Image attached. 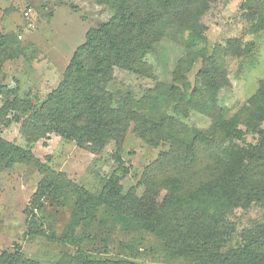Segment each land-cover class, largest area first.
<instances>
[{
	"label": "trees",
	"instance_id": "trees-1",
	"mask_svg": "<svg viewBox=\"0 0 264 264\" xmlns=\"http://www.w3.org/2000/svg\"><path fill=\"white\" fill-rule=\"evenodd\" d=\"M95 1L111 7V17L87 30L57 87L37 109L16 96L10 98L9 90L0 85V125L11 121L10 110L30 111L21 126L30 142L54 132L80 146L101 148L113 141L119 148L133 123L132 131L149 145L164 141L169 149L146 168L140 197L133 189L122 193L114 173L95 194L41 163L29 149L0 137V170L26 163L35 164L42 174L31 204L35 198L38 203L40 198L68 191L76 197V212L61 238L28 221L25 234L77 246L81 242L73 236L72 226L90 224L99 207L105 206L151 232L172 259H187L192 264H264V224L247 231L243 243L228 246L235 230L228 220L230 211L252 203L264 207V127L256 129L258 121L264 119V77L241 112L246 114L244 125L254 126L258 138L254 144L240 145L236 143L242 134L237 128L240 113L224 118L216 107L217 91L226 79L222 63L218 56L196 49L200 41L205 42L200 16L207 8L206 0ZM245 4L251 19L257 15L252 31L264 30V0H245ZM174 28L187 33L183 45L188 49L175 67L173 81L177 85L163 89L157 84L138 100L129 91L112 93L108 86L113 69L149 76L147 51ZM1 37L0 57L15 55L9 37ZM227 46L233 55L243 56L253 51L254 42L241 47L229 40ZM9 48L13 53L7 52ZM199 58L202 68L187 93L190 86L184 74ZM190 109L211 116L217 110V114L207 130H199L180 120ZM13 119L18 122L20 117ZM63 257L61 264H143L90 260L82 250ZM0 264L38 263L23 258L17 248L13 253L2 252Z\"/></svg>",
	"mask_w": 264,
	"mask_h": 264
},
{
	"label": "rangeland",
	"instance_id": "rangeland-1",
	"mask_svg": "<svg viewBox=\"0 0 264 264\" xmlns=\"http://www.w3.org/2000/svg\"><path fill=\"white\" fill-rule=\"evenodd\" d=\"M206 6L200 16L205 27V42L200 41L196 49L203 50L205 55L218 56L222 63L226 79L217 91L216 107L224 118L240 113L237 128L242 134L236 143L254 144L258 134L253 131L254 126L244 125L246 114L241 112L264 77V30L252 31L251 24L257 22V15L250 18L245 0H206ZM112 13L111 7L98 5L95 0H0V40L1 36L9 37L10 47L15 49V55L0 57V85L9 90L10 98L16 96L37 109L57 87L73 51L84 42L87 30L107 21ZM175 30L170 29L147 51L145 61L150 67L149 76L115 67L108 86L110 91L121 94L129 91L133 99L138 100L157 84L163 89L177 85L173 81L175 67L188 49L183 45L187 33ZM229 40L241 47L254 42L253 51L243 56L233 55L227 46ZM7 52L13 53V50L9 48ZM201 68L202 59L199 58L184 74L190 86L187 93L194 87ZM2 103L0 94V107ZM29 112L10 110L11 121L0 125V137L29 149L41 163L63 173L69 181L91 193L98 194L114 173L122 193L133 189L140 197L144 192L141 182L146 168L161 152L169 149L164 141L156 146L149 145L132 131L133 123L119 148L113 141L101 148L80 146L54 132L30 142L21 127ZM213 112L211 116L190 109L180 120L199 130H207L217 110ZM15 115L20 117L18 122L13 119ZM256 125V129L263 128L264 119ZM41 178L35 164L14 163L0 170V254L13 253L19 248L23 258L38 264H61L64 255L82 250L90 260L192 264L187 259H172L151 232L105 206L99 207L90 224L71 225L73 236L81 242L77 246L51 241L41 235L27 236L28 221L47 234L54 233L56 238H61L76 212V197L71 191L40 198L38 203L35 198V204H31ZM228 220L235 229L228 246L241 244L247 231L264 224V207L252 203L232 209Z\"/></svg>",
	"mask_w": 264,
	"mask_h": 264
},
{
	"label": "built area",
	"instance_id": "built-area-1",
	"mask_svg": "<svg viewBox=\"0 0 264 264\" xmlns=\"http://www.w3.org/2000/svg\"><path fill=\"white\" fill-rule=\"evenodd\" d=\"M30 10H28L26 13H28Z\"/></svg>",
	"mask_w": 264,
	"mask_h": 264
}]
</instances>
